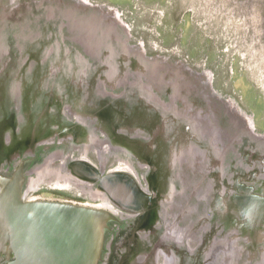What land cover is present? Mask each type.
Wrapping results in <instances>:
<instances>
[{
    "label": "rangeland",
    "instance_id": "1",
    "mask_svg": "<svg viewBox=\"0 0 264 264\" xmlns=\"http://www.w3.org/2000/svg\"><path fill=\"white\" fill-rule=\"evenodd\" d=\"M37 72L66 97L78 83L84 98L119 96L151 109L155 129L178 127L158 138L171 158L155 225L182 264H264V0H0V173L17 165L2 140L18 81L19 93ZM66 139L54 144L62 154ZM108 144L101 169L110 156L113 170L129 162L134 172L133 159L149 168ZM71 189L101 199L88 185Z\"/></svg>",
    "mask_w": 264,
    "mask_h": 264
},
{
    "label": "flooded vegetation",
    "instance_id": "2",
    "mask_svg": "<svg viewBox=\"0 0 264 264\" xmlns=\"http://www.w3.org/2000/svg\"><path fill=\"white\" fill-rule=\"evenodd\" d=\"M56 84L48 79V74L31 76L28 84L23 85L25 90L20 88L18 93V81L16 103L12 101L16 114L7 118L10 124L4 127L2 144L6 160L22 163L24 199L91 204L114 210L116 218L108 222L98 264H160V261L161 264H182L178 246L172 248L163 244L157 237L160 228L155 225L159 222L156 219L161 208L159 197L167 190L165 163L167 166V159L170 161L171 158L158 138L172 137L173 130L178 127L160 126L155 129L150 121L151 109L127 106L119 96L111 97L113 102L109 101L110 97L103 99L94 93L84 98L77 83L69 86L71 93L66 97L58 91ZM69 101L70 106L66 105ZM71 115L75 120L70 119ZM93 128L103 133L114 154L123 151L141 163L150 164L149 168L143 170L133 159L134 172L128 171L131 169L129 162L120 166L128 170H113L118 161L113 157V164L107 166L110 156L101 169L100 159L105 160L106 156L102 146L98 147L106 141L96 139ZM140 130L151 131V135L148 138L135 132ZM63 139L70 141L68 154L55 149L60 146L54 147V144H62ZM93 143L99 146L90 155L87 151ZM75 144L81 145L80 156L79 150L78 155H72L71 149ZM86 153L92 164L84 156ZM11 167L8 165L2 173L10 174L14 169ZM71 183L92 187L101 199L71 189ZM253 204L257 207L261 203L254 200L248 206ZM159 246L165 251H161ZM193 258L187 264H198Z\"/></svg>",
    "mask_w": 264,
    "mask_h": 264
},
{
    "label": "water",
    "instance_id": "3",
    "mask_svg": "<svg viewBox=\"0 0 264 264\" xmlns=\"http://www.w3.org/2000/svg\"><path fill=\"white\" fill-rule=\"evenodd\" d=\"M22 163L0 173V264H98L110 209L25 200Z\"/></svg>",
    "mask_w": 264,
    "mask_h": 264
},
{
    "label": "bare ground",
    "instance_id": "4",
    "mask_svg": "<svg viewBox=\"0 0 264 264\" xmlns=\"http://www.w3.org/2000/svg\"><path fill=\"white\" fill-rule=\"evenodd\" d=\"M38 43H40L39 41H38ZM40 44H44V43H40ZM43 46V45H42ZM38 54V53H37ZM37 57H38V59L39 58H41L42 56H39V55H37ZM36 58V57H35ZM65 61L67 60V61H71V59L70 58H67V59H64ZM39 71V70H38ZM39 72H41V71H39ZM39 72H37V73H33L34 75L36 74V75H40V73ZM46 74V73H45ZM45 74H41V75H45ZM34 75H31V76H34ZM34 90H36V89H34ZM71 90L73 91V92H75L74 91V88H71ZM93 92L91 91V94H92ZM109 97H110V95H109ZM255 139V141L257 142V143H259L262 139L260 138H258V139H256V138H254ZM264 141V140H263ZM85 165H86V163H85ZM80 167V166H79ZM72 185H73V183H71ZM70 185V183H68L67 184V186H69ZM105 186V185H104ZM130 187V186H129ZM113 195V194H112ZM106 208H110V207H106ZM112 210V209H111ZM112 211H114V210H112Z\"/></svg>",
    "mask_w": 264,
    "mask_h": 264
},
{
    "label": "clouds",
    "instance_id": "5",
    "mask_svg": "<svg viewBox=\"0 0 264 264\" xmlns=\"http://www.w3.org/2000/svg\"><path fill=\"white\" fill-rule=\"evenodd\" d=\"M245 216L247 217L248 216V213H245Z\"/></svg>",
    "mask_w": 264,
    "mask_h": 264
}]
</instances>
